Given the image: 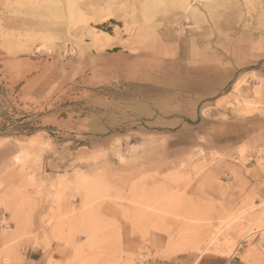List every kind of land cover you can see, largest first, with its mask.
I'll return each mask as SVG.
<instances>
[{
	"label": "rangeland",
	"instance_id": "1",
	"mask_svg": "<svg viewBox=\"0 0 264 264\" xmlns=\"http://www.w3.org/2000/svg\"><path fill=\"white\" fill-rule=\"evenodd\" d=\"M152 1L158 12L147 0H0V143L18 147L23 175L0 191L26 209L13 246L32 241L42 264H142L148 255L119 247L122 222L143 236L166 233L171 254H201L241 216L219 236L232 240L229 252L207 253L264 264V206L222 211L190 193L212 158L191 164L201 151L169 173L135 158L149 136L262 110L264 0ZM100 31L113 43L98 48ZM262 145L231 158L264 169L251 160ZM72 185L85 198L70 212L62 202ZM41 199L49 207L38 216ZM108 204L119 218L106 216ZM57 242L70 250L64 258ZM13 262L0 253V264Z\"/></svg>",
	"mask_w": 264,
	"mask_h": 264
},
{
	"label": "crops",
	"instance_id": "2",
	"mask_svg": "<svg viewBox=\"0 0 264 264\" xmlns=\"http://www.w3.org/2000/svg\"><path fill=\"white\" fill-rule=\"evenodd\" d=\"M147 1L155 4L154 6L147 4L149 10L159 11L156 2ZM262 107L261 111L247 115L213 118L201 124L196 130L182 129L164 133L166 137L154 136L158 140H150L149 136V140L145 142L148 146L138 141L140 155L135 158L144 159V163L152 169L169 173L183 163L189 164V157H196L203 151V154L191 164L203 163L205 156L213 160L210 169L192 185L190 193L193 196L203 201L205 198L213 200L222 211H232L244 205H261L264 202L263 167L259 162L242 165L234 162L231 157L237 154L241 147L254 149L264 143V105ZM20 153L12 142L0 143V181L8 188L15 187L23 181V175L14 165ZM109 163L113 168L114 162ZM43 176L49 179L48 175L43 174ZM125 179V175L119 176L117 181ZM1 193L2 191H0V253L13 256L14 262L11 264H42L46 260L45 254L39 248H34L32 241L13 246L12 239L19 234L16 230V221L20 213L23 215L26 209L22 206L18 209L16 199L3 197ZM84 198L83 190L72 185L65 192L62 206L71 212L72 207L79 205ZM39 202L38 216H42L49 204L42 199ZM118 210L108 204L105 214L108 218L113 216L119 218L116 215L119 214ZM120 232L118 244L124 253L148 255L147 260L142 264H236L234 257L222 254L207 252L199 254L192 250L171 254L168 235L154 229H151L148 236H143L141 232H134L133 226L128 225V222H122ZM53 249L54 254L62 258L70 253L66 243L57 242ZM245 264L249 263L245 262Z\"/></svg>",
	"mask_w": 264,
	"mask_h": 264
},
{
	"label": "bare ground",
	"instance_id": "3",
	"mask_svg": "<svg viewBox=\"0 0 264 264\" xmlns=\"http://www.w3.org/2000/svg\"><path fill=\"white\" fill-rule=\"evenodd\" d=\"M157 1V0H156ZM186 2H188V0H185ZM99 2V1H98ZM97 2V3H98ZM155 2V1H154ZM89 3V2H88ZM91 3V2H90ZM68 4H70L71 5V2L70 3H68ZM88 5V4H87ZM95 5H96V3H95ZM149 5V4H148ZM69 6V5H68ZM158 6V5H157ZM156 7V6H155ZM92 9H94V8H92ZM113 10V9H112ZM58 12V11H57ZM98 13V12H97ZM114 13V12H113ZM194 13V12H193ZM98 15V14H97ZM108 16V15H107ZM99 17V16H98ZM104 17L105 18H107L105 15H104ZM109 17V16H108ZM104 18V19H105ZM101 33L99 34V35H95V44L98 46V47H100V48H103V47H105V46H107V45H109V44H112L113 43V41H112V39H113V35L112 34H110V33H108V32H106V31H100ZM19 155V154H18ZM17 156V155H16ZM19 159H20V157H19ZM264 201V200H263ZM262 202V201H261ZM251 206H253V205H251ZM259 206H264V202L261 204V205H259ZM250 208V207H249ZM245 210H246V208H245ZM244 210V211H245ZM243 211V210H242ZM249 211V210H248ZM241 212V211H240ZM245 212H247V211H245ZM244 213V212H243ZM242 213V214H243ZM244 214H246V213H244ZM262 214V213H261ZM236 215H238V214H236ZM233 216H235V215H233ZM239 218V217H238ZM238 218L236 219V217H230V219H227L228 221H227V223L226 224H223L222 225V223L220 224V226H218V227H220V228H218V229H216V233H214L213 235H212V233H211V235H212V237H210V239H208L207 241H208V243L206 242V247H204V249H203V251L204 252H207L209 249H210V247L211 246H215V249L216 250H218L217 248H220L221 246H223L224 247V250H222V252H226V251H228V249L229 248H231V241L228 239V237L225 239V237H224V241H223V243H219V236L223 233V231H225V230H222L223 229V227H224V229H226L227 228V226L229 225L228 223L229 222H233V221H236V220H238ZM258 218V217H257ZM243 219V218H242ZM240 220H241V216H240ZM240 220H238V221H240ZM226 221V220H225ZM231 222V223H232ZM241 222H244V221H242L241 220ZM237 223V222H236ZM228 224V225H227ZM256 232V231H255ZM248 235H250V234H248ZM245 237V236H244ZM232 250V249H231ZM230 250V251H231ZM219 251V250H218ZM229 252V251H228ZM202 254V253H201ZM222 254H225V253H222ZM200 256V255H199ZM198 262V261H197Z\"/></svg>",
	"mask_w": 264,
	"mask_h": 264
},
{
	"label": "built area",
	"instance_id": "4",
	"mask_svg": "<svg viewBox=\"0 0 264 264\" xmlns=\"http://www.w3.org/2000/svg\"><path fill=\"white\" fill-rule=\"evenodd\" d=\"M263 159L264 160V145H262L259 150L256 152V154L251 155V160L255 161L257 159ZM263 186H264V179H263Z\"/></svg>",
	"mask_w": 264,
	"mask_h": 264
}]
</instances>
